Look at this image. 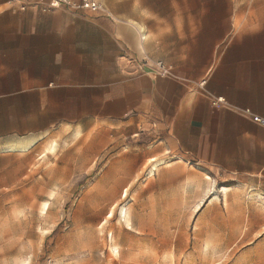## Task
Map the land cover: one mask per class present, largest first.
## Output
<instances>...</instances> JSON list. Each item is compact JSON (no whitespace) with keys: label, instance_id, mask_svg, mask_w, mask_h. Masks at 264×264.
<instances>
[{"label":"crops","instance_id":"0c3cea01","mask_svg":"<svg viewBox=\"0 0 264 264\" xmlns=\"http://www.w3.org/2000/svg\"><path fill=\"white\" fill-rule=\"evenodd\" d=\"M258 1L100 0L99 12L74 13L0 0V139L106 129L138 138V152L164 159L140 211L177 219L168 234L256 235L245 256L264 264V125L252 119L264 121ZM128 59L161 61L170 73H137ZM218 180L230 182L224 194Z\"/></svg>","mask_w":264,"mask_h":264},{"label":"rangeland","instance_id":"374dc122","mask_svg":"<svg viewBox=\"0 0 264 264\" xmlns=\"http://www.w3.org/2000/svg\"><path fill=\"white\" fill-rule=\"evenodd\" d=\"M36 138L25 154L1 151L18 139H0V264H252L245 247L260 241L256 235L234 234L238 228L228 227L202 237L168 234L169 222L177 219H163L160 210L149 217L140 211L150 169L164 163L137 151L145 142L112 129L82 135L58 130ZM53 143L56 151L49 154ZM159 168L168 166L158 167L155 178H162ZM205 184L190 189L198 193ZM223 185L230 182L216 181V190ZM150 187L158 192L157 185ZM234 189L240 195L244 187ZM137 223L153 232L135 233ZM150 223L153 228L144 227Z\"/></svg>","mask_w":264,"mask_h":264},{"label":"built area","instance_id":"2783aa9c","mask_svg":"<svg viewBox=\"0 0 264 264\" xmlns=\"http://www.w3.org/2000/svg\"><path fill=\"white\" fill-rule=\"evenodd\" d=\"M38 9L41 12H46L50 10H59L63 9L66 11L81 13H96L99 12L102 7L100 4V0H37ZM25 5L21 6V10H25ZM129 65L137 72V73H158L162 76L168 75L170 72L169 68L161 61H147L143 60H134L128 59ZM202 82L201 84H203ZM223 100L221 98H217L214 100L213 104H221ZM253 121L264 125V121L259 117L254 116Z\"/></svg>","mask_w":264,"mask_h":264},{"label":"bare ground","instance_id":"6f19581e","mask_svg":"<svg viewBox=\"0 0 264 264\" xmlns=\"http://www.w3.org/2000/svg\"><path fill=\"white\" fill-rule=\"evenodd\" d=\"M38 143V140L36 139H18L16 142L8 143L5 146L1 148V151H4L5 153H19V154H25L30 152ZM56 144H50L47 148V152L49 154H53L56 151ZM153 160H150L152 162ZM157 165L153 164L152 168L150 169L149 175L153 174V171H155V168ZM48 208V203L45 202L42 207V213L45 212V210ZM113 217V210L109 212V215L107 216V219L105 220L104 224L107 223V220ZM102 228V226L100 227Z\"/></svg>","mask_w":264,"mask_h":264}]
</instances>
